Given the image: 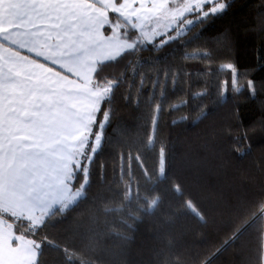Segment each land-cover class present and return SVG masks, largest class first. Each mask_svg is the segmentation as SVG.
<instances>
[{
    "label": "trees",
    "instance_id": "trees-1",
    "mask_svg": "<svg viewBox=\"0 0 264 264\" xmlns=\"http://www.w3.org/2000/svg\"><path fill=\"white\" fill-rule=\"evenodd\" d=\"M109 17L134 46L94 74L81 196L39 224L0 217L34 264H263L264 0L206 3L152 41Z\"/></svg>",
    "mask_w": 264,
    "mask_h": 264
},
{
    "label": "crops",
    "instance_id": "crops-1",
    "mask_svg": "<svg viewBox=\"0 0 264 264\" xmlns=\"http://www.w3.org/2000/svg\"><path fill=\"white\" fill-rule=\"evenodd\" d=\"M167 4L0 0L1 210L39 224L73 197L69 169L103 99L94 74L134 46L116 32L120 22L110 12L134 26L158 23ZM37 252L0 217V264H34Z\"/></svg>",
    "mask_w": 264,
    "mask_h": 264
},
{
    "label": "rangeland",
    "instance_id": "rangeland-1",
    "mask_svg": "<svg viewBox=\"0 0 264 264\" xmlns=\"http://www.w3.org/2000/svg\"><path fill=\"white\" fill-rule=\"evenodd\" d=\"M121 1V0H120ZM168 4L166 5V10H164L160 16L158 20V23H135L136 26H134L133 23H127L129 26L136 28L140 33L142 38L145 41H152L155 38H158L160 36L163 35H167L169 33L170 30L174 29V27L177 26V24L179 22H181V20L186 17L189 14H192L194 12H196L197 10H199L201 7H203L206 3H212L215 0H167ZM117 2H119V0H117ZM225 7V5L222 4H218L214 7H212V11H221L223 10ZM119 21V20H118ZM188 21V22H187ZM185 23H188V25L192 24V20L188 19ZM120 22V21H119ZM157 22V21H156ZM163 22V23H161ZM117 25L116 26V32L119 33V29L124 26V24L122 22L115 23ZM111 26V25H110ZM108 87H105V90H102V98H104V95L108 93V91H106ZM55 94L60 95L63 91L60 90L59 88H52ZM56 89L57 92H56ZM106 96V95H105ZM91 127V125H90ZM90 130H88L89 132L83 137V139L80 142L79 148L75 150L74 156H73V161H72V166L73 164L77 163V165L80 164L81 161V157L83 154V152L85 151L87 144L90 142V132H91V128H89ZM99 141L100 138L95 139L94 141V145L92 146V152L91 154L94 153V151L97 150L98 146H99ZM71 169H69L70 172V176H71V170L72 167H70ZM73 172V171H72ZM74 175V174H73ZM81 189L76 190L73 192V197L70 198L68 200V204L72 205L73 203L76 202L77 198H79L78 196H81ZM69 205V206H70ZM15 215H18L16 213H14ZM19 216V215H18ZM38 221V220H36ZM40 222V221H38ZM34 224V223H33Z\"/></svg>",
    "mask_w": 264,
    "mask_h": 264
}]
</instances>
